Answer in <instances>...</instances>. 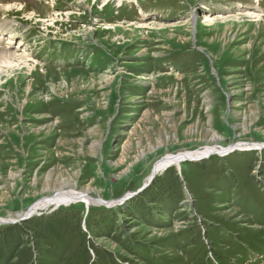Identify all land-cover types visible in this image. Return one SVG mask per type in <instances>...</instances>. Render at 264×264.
Here are the masks:
<instances>
[{
  "label": "rangeland",
  "instance_id": "374dc122",
  "mask_svg": "<svg viewBox=\"0 0 264 264\" xmlns=\"http://www.w3.org/2000/svg\"><path fill=\"white\" fill-rule=\"evenodd\" d=\"M15 1H0V24H9L0 34L13 36L0 49L22 44L35 69L0 75V219L58 189L124 207L167 156L227 149L190 162L185 179L174 165L156 173L173 166L182 178L185 221H129L123 231L151 244L153 264H264V150L232 148L264 145V21L220 19L264 18V0H111L107 9L108 0ZM101 201L33 215L55 217L51 246L30 245L35 264H61L68 247L70 264H93L100 250L139 264L95 233L101 208L109 211Z\"/></svg>",
  "mask_w": 264,
  "mask_h": 264
},
{
  "label": "trees",
  "instance_id": "16d2710c",
  "mask_svg": "<svg viewBox=\"0 0 264 264\" xmlns=\"http://www.w3.org/2000/svg\"><path fill=\"white\" fill-rule=\"evenodd\" d=\"M185 164L180 165V173L184 179L188 176L186 169L191 165L190 162L187 163L188 166H185ZM174 169L175 167L172 166L163 172V175L156 176L141 194L127 201L124 207H115L114 209H109V211L101 208V211L106 214H102L94 221L95 233L99 236L101 234L111 235L110 237L116 244L115 246L122 249L124 255L138 259L139 264H153L156 252L144 251L145 248L151 249L149 247L151 244L139 243L133 236L129 238L123 230H125L124 227L129 221L147 229L160 228L167 222H169L167 224H172L175 219L185 221V217L181 214L182 204L184 203V187L182 186V178H180V175H176ZM183 171L185 172L183 173ZM252 205L254 206V204ZM72 214L75 218H79V212L71 210L69 215ZM41 217H31L30 220L20 224L7 225L0 228V264H35L32 248L29 250L30 245L36 243L37 247H39L40 243L44 244V246H46V243L51 246V242H49L50 223H53L54 220L50 218L55 217L44 216L40 219ZM62 219L61 217L58 218V222H64V219ZM82 237L85 241L83 234ZM132 243L137 245H131ZM47 249L51 251V249ZM52 253L55 254L54 251ZM71 253L72 251L68 247L64 252L65 258L60 261L61 264H70L68 259ZM86 256L87 258L90 257L87 253ZM37 257H41V255H37ZM115 257L114 254L108 251L100 250L98 256L94 258L93 264H107L109 261L111 264H116L113 260ZM65 259L66 261L64 262ZM125 261L129 262V260Z\"/></svg>",
  "mask_w": 264,
  "mask_h": 264
},
{
  "label": "bare ground",
  "instance_id": "6f19581e",
  "mask_svg": "<svg viewBox=\"0 0 264 264\" xmlns=\"http://www.w3.org/2000/svg\"><path fill=\"white\" fill-rule=\"evenodd\" d=\"M8 1H10V3L13 4L12 5L13 7H16V8L18 7V5H16L17 2L15 0H8ZM110 1L111 0L106 1V3L104 4V9H107L109 7L108 4L110 3ZM116 1H117V4L119 5L120 8L123 7V0H116ZM254 1L258 2L257 4H259V2L262 1V0H254ZM249 12L250 13H246V12L245 13H240L239 12L238 14H236V16H229L227 18H223L222 17L220 19L222 21L228 20L230 22V21H232V19L236 21L240 17L246 18V19L252 18L253 20H256L255 22L257 24H260L262 21H264L263 16L258 15V13L256 15V14H254L255 12L254 13H252L251 11H249ZM208 17H205V18L207 19ZM216 20L217 19H215V17L214 18H210V19L208 18L207 21H206V23H208V22L209 23H214ZM8 26H9L8 23H7V26H6L5 22H2L0 24V32L2 31L1 29H4L5 27L8 28ZM105 30H109V29H105ZM113 30H115V29H113ZM11 40H13V36H11L10 34L9 35L8 34H6V35L0 34V41H5V42H8L7 44H10V41ZM22 47H23V45L22 44H19L18 47H17V49H16L17 51H11V52H8L6 50H1L0 49V75H2L3 73L8 74L9 71L15 70L14 67H18L19 69L21 67H23V68L20 69L19 72H23V70L27 67L28 69H31V71H29L28 73L30 75H34V73H33L34 71L33 70L35 68L33 66H31V65L28 64V62H30V61L32 62L33 60L32 59H29L26 54L24 55L23 53H20V54L18 53V52H20L18 49L19 48H22ZM3 75H5V74H3ZM112 83H113L112 78L111 79L109 77H106L105 78V84L106 85L111 86ZM65 84L67 85L66 82H65ZM28 88L26 90H28ZM45 118H49V117H46L45 116ZM52 126H54V125L52 124ZM214 139H217V137H214ZM97 146L98 145L96 143L93 144V146H92L93 151L96 150ZM259 146L260 145H255V144L254 145H248V144H244L243 145V144H240L239 146L238 145L237 146H233L232 148L235 149V150H237L239 152V151H250L252 149L254 150L256 148H259ZM127 147L128 146H125L124 147V151L127 150ZM215 151L216 150H215L214 147H212V148L209 147V148H205V150H203L202 152H198V153H194V152L193 153H184L182 155H179V157H177L176 160L181 159V162L180 163H182V162L184 163V161H186L187 159H189L192 162H196V161L201 160L203 158H208L210 156V154H212V152H215ZM220 152H222L221 149H220ZM173 160H175V159H173L171 156H167L166 158H164L163 160H161L160 162H158L156 164V166L154 167V169H153L154 173H156V171L161 172V171L165 170L166 168H168V166L171 165L170 163ZM47 178H50L51 179L50 175H48ZM148 178H147V180H148ZM57 191L58 192H57V195H55V197H46V198H43L42 201H39L38 203L34 204L33 207L31 208V211L30 212L31 213H34L33 215H35L38 212L44 211V209H47V208L54 207L56 209V208H58V206H61V205H63V206H69V205H72V203H77V202H84V203H87L88 202L90 204V206L93 205V204L100 205L99 202L101 200L99 202L98 201H95L94 202L93 200H90L91 198H88L89 197V192H88V195H87V193H86L87 191L86 192H78L77 190H74L73 188L71 190H67V191H64L63 189H58ZM120 202L121 201H119L118 204ZM104 204L108 205L107 202H105ZM115 205H117V204H115ZM15 219H16L15 217H11V219H9V220H15ZM6 220H8V219H4V218L0 219V224L2 222H5Z\"/></svg>",
  "mask_w": 264,
  "mask_h": 264
},
{
  "label": "water",
  "instance_id": "95a60500",
  "mask_svg": "<svg viewBox=\"0 0 264 264\" xmlns=\"http://www.w3.org/2000/svg\"><path fill=\"white\" fill-rule=\"evenodd\" d=\"M215 152H212V154H214V155H218V156H222L224 153H225V151H223L224 149H221L222 150V152H220V148L219 149H217V148H215ZM256 150H264V145H260L259 146V148H256ZM212 154H210V156L212 155ZM173 159H175V160H173L170 164L171 165H174L178 170H180V162H181V159H178V160H176V158L177 157H172ZM206 158H203V159H201V161L202 160H205ZM186 160V159H185ZM186 161H189V162H192V161H190L189 159H187ZM183 163V162H182ZM168 167H170V166H168ZM156 173H158V171H156ZM156 173H154V171L152 170V172H151V176H150V178L145 182V184L142 186V189L140 190V191H138L137 193H134V194H128V196L127 197H125V198H123V199H121L120 201V203H122V202H124V201H126V200H128V198H131V197H134V196H136V195H138V194H140L144 189H146V187L153 181V179L156 177ZM87 193V195H88V192H86ZM89 198V197H88ZM91 200H93V199H91ZM102 202V201H101ZM84 203V202H83ZM105 203V202H104ZM104 203H102V206H105V207H108L106 204H104ZM85 205L87 204L88 206L90 205L88 202L87 203H84ZM109 207H114V206H109ZM32 208V207H31ZM31 208H30V210L26 213V214H16V216H14L16 219L15 220H6L5 222H2L1 224H0V226H2V225H16L17 223H20V222H24V221H27V220H29L30 219V217L34 214V213H31L30 211H31Z\"/></svg>",
  "mask_w": 264,
  "mask_h": 264
}]
</instances>
